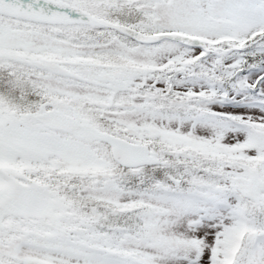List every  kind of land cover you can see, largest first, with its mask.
I'll list each match as a JSON object with an SVG mask.
<instances>
[{
  "label": "snow or ice",
  "instance_id": "1",
  "mask_svg": "<svg viewBox=\"0 0 264 264\" xmlns=\"http://www.w3.org/2000/svg\"><path fill=\"white\" fill-rule=\"evenodd\" d=\"M0 264H264V0H0Z\"/></svg>",
  "mask_w": 264,
  "mask_h": 264
}]
</instances>
